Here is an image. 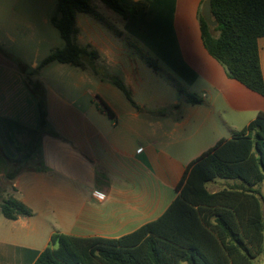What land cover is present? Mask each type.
Instances as JSON below:
<instances>
[{"label":"crops","instance_id":"0c3cea01","mask_svg":"<svg viewBox=\"0 0 264 264\" xmlns=\"http://www.w3.org/2000/svg\"><path fill=\"white\" fill-rule=\"evenodd\" d=\"M55 1L0 0V147L11 159L0 156V264H34L55 232L119 238L157 219L177 197L176 187L188 164L205 152L189 157L193 140L216 144L227 138L223 124L233 133L238 131L233 120L239 118L245 127L264 111L263 95L224 89L226 80H233L227 72L218 84L207 79L208 91L193 104L137 91L136 75L123 66L121 79L137 109L112 78L94 80L93 67L101 64L112 70L121 62L111 42L102 40L109 38L103 22L84 13L77 15L78 38L82 46L98 52L95 62L86 60L85 69L52 63L45 67L49 72L21 71L18 62L37 69L41 53L55 50ZM203 1L197 0L198 6ZM169 2L176 9L179 1ZM162 3L168 5L167 0ZM154 8L155 2L146 14ZM177 44L180 61L185 62ZM259 48L264 75V38ZM34 76L46 94L49 132L42 137L38 158L17 167L12 161L20 156L18 148L34 149L40 125L39 101L27 81ZM142 107L168 113L145 119ZM10 196L34 215L5 218L1 204Z\"/></svg>","mask_w":264,"mask_h":264},{"label":"trees","instance_id":"16d2710c","mask_svg":"<svg viewBox=\"0 0 264 264\" xmlns=\"http://www.w3.org/2000/svg\"><path fill=\"white\" fill-rule=\"evenodd\" d=\"M99 1L124 21L138 17V8L124 0ZM139 2L146 11L152 0ZM79 13L105 22L94 0H56L52 23L59 30L64 48L53 51L37 69L18 62L21 71L37 73L52 63L85 69L86 60L95 62L98 52L79 42ZM212 17L216 26L208 24L199 13L204 48L225 67L230 79L264 96L259 48V39L264 38V0H212ZM147 64L157 70L152 62ZM169 79L176 83L174 78ZM27 81L39 101L40 125L34 149L25 152L18 148L20 156L12 161L17 167L38 158L42 137L50 126L46 94L39 91L42 84L36 81L34 86L32 79ZM113 82L139 109L123 81L118 78ZM178 90L185 94L181 87ZM186 100L200 102L194 97ZM103 109L112 114L106 105ZM0 156L11 160L1 147ZM19 171L15 170L13 176ZM217 183L222 188L211 191L208 185ZM176 191L177 197L161 216L122 237L55 232L34 264H256L264 254V111L190 162ZM1 213L9 220L34 215L15 196L2 202Z\"/></svg>","mask_w":264,"mask_h":264},{"label":"rangeland","instance_id":"374dc122","mask_svg":"<svg viewBox=\"0 0 264 264\" xmlns=\"http://www.w3.org/2000/svg\"><path fill=\"white\" fill-rule=\"evenodd\" d=\"M178 1V6L174 9L169 0H167L168 5L163 4L162 0H152L151 3L155 2L156 8L146 14L148 9L145 11L139 0H124L125 4L138 7L139 11L137 18L124 21L118 13L107 8L99 0H94L95 6L98 5L96 6L97 10L105 16V22L102 24L103 31L109 38H102V40L107 44L111 42V46L117 53V59L121 62L119 67L112 70L111 67L101 64L93 67L95 70L94 80L98 82L102 77L107 80H110L109 78L116 80L120 78L122 80L121 68L124 66L136 75L137 91L157 92L160 94V99L177 98L180 100H186L190 97L201 99L203 97L201 92L208 91L210 87L207 79L214 80L216 84H218V81L223 82L226 78L225 67L207 53L201 41L197 14L200 11L203 12L205 0L199 6L197 0ZM150 4H148V8ZM53 8L55 14L56 1ZM109 26L112 28H109ZM55 33L53 37L54 49H63L64 41L58 30H55ZM176 41L180 42L185 55V58H183L185 62L180 61L182 53L181 50L179 51L180 46ZM49 55V53H41L38 59L39 62ZM29 60L32 62V58ZM148 61L152 62L157 70L150 67L147 64ZM45 69L47 68H41L40 70L44 71ZM192 70L196 71L195 73L199 74L200 78L195 79ZM45 71L49 72L48 69ZM56 74L57 72L54 71L52 75L54 79L57 78ZM97 75L99 78H96ZM169 77L174 78L176 83L172 82ZM32 78L34 86H36V81L40 79L37 76ZM226 81L228 83L226 85L227 89L224 87L226 91H245L247 93L250 91L236 81ZM229 85H233V89ZM179 87L184 91V95L180 94ZM39 91L44 90L39 89ZM153 103H156V101ZM142 110L145 119L156 117L161 112L168 113V109L152 110L142 107ZM171 110L169 112H172ZM233 122H235L238 131L244 127L239 118H236ZM220 123H222V120H220ZM222 130L223 136L231 137L232 133L225 124H223ZM214 142H204L198 137L195 138L188 149L189 157L198 154L200 150L207 151L210 146L215 144ZM208 187L211 191H215L222 188V185L220 183L209 184ZM261 260H264V254L256 260V264H259Z\"/></svg>","mask_w":264,"mask_h":264},{"label":"water","instance_id":"95a60500","mask_svg":"<svg viewBox=\"0 0 264 264\" xmlns=\"http://www.w3.org/2000/svg\"><path fill=\"white\" fill-rule=\"evenodd\" d=\"M203 16L211 26H216V22L212 17V0H205L203 4Z\"/></svg>","mask_w":264,"mask_h":264}]
</instances>
